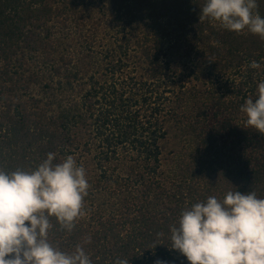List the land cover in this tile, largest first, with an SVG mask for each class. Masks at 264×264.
Here are the masks:
<instances>
[{
  "label": "trees",
  "instance_id": "obj_1",
  "mask_svg": "<svg viewBox=\"0 0 264 264\" xmlns=\"http://www.w3.org/2000/svg\"><path fill=\"white\" fill-rule=\"evenodd\" d=\"M87 2L149 24L150 34L135 45L145 75L128 71L132 41L123 38L83 83L80 103L51 110L43 98L29 95L38 77L21 69L25 51H37L38 35L56 17L52 4L0 0V170H35L49 152L57 154L54 163L78 151L94 155L96 189L113 203L79 218L71 232L50 217L49 242L67 253L81 245L92 264H189L171 248L170 229L182 211L210 196L223 200L228 191H255L264 198V135L247 127L240 111L248 98H257L250 74L260 68L249 65L256 61L264 69V40L246 29L217 35L207 19L200 30L213 39L197 51L187 34L205 0ZM257 3L264 17V0ZM193 58L204 72L200 91L193 87L200 78L187 67ZM60 62L63 68L73 63ZM187 71L191 82L174 81ZM77 78L68 71L65 88ZM168 124L187 145L182 157L164 161Z\"/></svg>",
  "mask_w": 264,
  "mask_h": 264
},
{
  "label": "clouds",
  "instance_id": "obj_2",
  "mask_svg": "<svg viewBox=\"0 0 264 264\" xmlns=\"http://www.w3.org/2000/svg\"><path fill=\"white\" fill-rule=\"evenodd\" d=\"M257 9V0H205L200 20L237 34L246 29L264 40V17ZM249 67L261 65L252 61ZM240 111L246 126L264 135V80L258 83L257 98H248ZM56 155L49 152L35 170H0V264H92L81 245L67 253L48 240L50 217L71 232L85 215L90 187L83 165L71 155L54 163ZM170 231L171 248L189 264H264V198L255 191H228L223 200L210 196L195 203L181 212Z\"/></svg>",
  "mask_w": 264,
  "mask_h": 264
},
{
  "label": "rangeland",
  "instance_id": "obj_3",
  "mask_svg": "<svg viewBox=\"0 0 264 264\" xmlns=\"http://www.w3.org/2000/svg\"><path fill=\"white\" fill-rule=\"evenodd\" d=\"M50 2L56 17L38 35L40 37L36 44L37 51L26 50L22 62V73L26 76H37L40 80V84L30 87L29 95L43 98L53 111L64 106L70 107L72 103H80L83 83H86L88 77L95 73L94 71L101 69L100 66L104 65L101 63L104 55L113 47H118L123 38H129L132 41L127 60L128 71L134 72L138 78L145 75V68L138 60L135 45L137 40L150 34L148 23H131L129 17L120 19L108 12L103 5L89 4L87 0H50ZM206 22L207 19L195 21L188 29L187 35L199 52H202L205 46L212 41L211 35H214L209 31L201 32L200 29ZM210 26L217 35L226 34L225 29L217 22L212 21ZM48 59L53 61L49 62ZM61 59H72L73 63L68 68H63ZM196 60L193 58L188 61L187 67L194 69L200 78V81L193 85L197 91H200L205 84V77L204 72L197 69ZM67 70L71 73H78V80L71 89L65 88ZM188 76H190V71L184 74V78H174V81L184 82L186 85L192 79ZM250 80L258 86V83L264 80V69L260 67V70H252ZM45 84L50 85L48 90L43 88ZM20 95L24 97L26 92ZM166 130L167 137L161 144L163 160L166 161L171 156L182 157L187 141L181 131L173 125L168 124ZM73 157L78 166L83 165L90 185L88 195L84 200V217H87L92 210L105 211L108 209L106 204L113 203V201L109 195L102 194L96 189L95 180L99 172L93 158L94 155H85L78 151Z\"/></svg>",
  "mask_w": 264,
  "mask_h": 264
}]
</instances>
